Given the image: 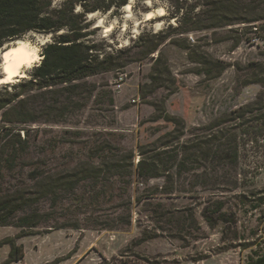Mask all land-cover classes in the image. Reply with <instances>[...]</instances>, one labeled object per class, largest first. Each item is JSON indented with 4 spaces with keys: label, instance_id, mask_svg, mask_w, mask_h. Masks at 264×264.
Wrapping results in <instances>:
<instances>
[{
    "label": "rangeland",
    "instance_id": "1",
    "mask_svg": "<svg viewBox=\"0 0 264 264\" xmlns=\"http://www.w3.org/2000/svg\"><path fill=\"white\" fill-rule=\"evenodd\" d=\"M62 1L52 3L59 5ZM130 3V12L121 6L113 12L96 11L91 17L87 14L91 23L87 38L97 45L101 54L117 55V50H122L130 52L132 57L124 66L88 77L98 88L91 95L87 92L75 95L73 99L84 105H74L63 117L57 115L61 113L60 107L52 112L48 108H32L34 104L30 106L35 109L38 121L25 125L28 129L26 152L21 153L12 170L8 149L0 155V194L15 185H30L28 176L33 168L56 174L73 170L82 161L97 163L94 154L98 146L112 147L120 156L123 150L132 148L136 163L139 144L150 146L168 132L171 135L163 138L179 139L177 142L201 137L205 135V126L212 122L219 126L211 134L236 131L237 167L231 177L227 173L230 168L219 167V183L214 189L210 186L214 182L210 179V167L193 169L186 175L187 192L157 195L139 203L135 201L136 189L145 184L139 186L133 180L130 193H126L121 181L114 185L108 183L107 188H114L96 209L89 194L93 188L88 181L82 182L76 195L57 206H52L51 201H41L40 211L50 213L40 229L51 230L17 237L19 227L0 225V264L10 251V244L4 241L7 237L22 244L24 250L23 257L11 264H247L264 252V199H260L264 194V0L231 3L239 9L236 15L259 17L252 23L257 30L249 22H240L216 28L215 32L213 29L188 34L171 32L170 38L194 44V55L227 62L221 74L207 77L196 73L194 70L199 65L189 59L188 51L168 39L159 50L171 74L163 75L154 83L150 73L157 51L142 57L144 44L154 39L153 33L170 32L181 25L182 10L192 9L197 13L202 5L197 0H131ZM158 7L164 13L146 19V12ZM99 17L104 24H112L109 32L96 25ZM52 36L53 33L29 31L22 37L38 47L42 59L43 47L52 41ZM220 38L223 40L219 41ZM237 38L241 41L235 46ZM5 45L6 42L0 47V62ZM33 66L27 69L26 76L15 78L13 83H2L0 89L14 90L15 82L31 77ZM119 77L122 85L117 88L115 83ZM167 116L176 119L169 121ZM56 118L59 120L47 121ZM205 163L211 165V161ZM228 178L235 182L223 188ZM162 182V177L153 178L148 185L161 186ZM78 193L85 201L78 199ZM208 200L225 202L222 212L227 213L223 216L226 221L217 220L213 225L207 222L201 210ZM147 202H159L161 206L153 207ZM128 206L130 224L114 229L90 226V219H114L119 213L125 214ZM151 208L172 217L171 223L161 221L159 216V222H153ZM76 220L80 228L59 227L63 221Z\"/></svg>",
    "mask_w": 264,
    "mask_h": 264
},
{
    "label": "trees",
    "instance_id": "2",
    "mask_svg": "<svg viewBox=\"0 0 264 264\" xmlns=\"http://www.w3.org/2000/svg\"><path fill=\"white\" fill-rule=\"evenodd\" d=\"M52 1L0 0V47L5 42L20 38L29 31L53 33L52 41L43 47L40 63L33 66L31 77L21 78L17 83L15 82L12 85L14 90L0 89V155L8 149V161L12 164L9 166L10 170L13 169V164L17 162L21 153L27 150L25 143L28 141V129L25 125L38 121L34 115L35 109H31L33 104L35 107L32 108H48L49 111L60 107L61 113L57 115L63 117L66 111L74 109V105L78 107L84 105L73 99L75 95H81L83 92L91 95L98 88L96 82L88 81V77L124 66L132 57L130 52L122 50H117V55L101 54L97 45L90 43L87 38V28L91 25L87 19L89 12H113L128 0H63L59 5H53ZM235 1L237 0H197L198 4L202 5L199 12L193 13L192 9L185 12L182 10L181 25L174 27L170 32L153 33L154 39L144 44V52L141 53L142 57H145L157 51L150 73L151 82L154 83L163 75L171 74L167 60L163 52L159 50V47L168 39L188 51L189 59L199 65L194 70L196 73H204L207 77L221 74L227 62L201 54L194 55L192 53L194 44L170 37L171 32L188 34L201 29H213L215 32L216 28L240 22H249V25L255 26L257 30L258 27L252 23L259 17L248 18L236 15L239 9L231 4ZM77 6L80 8L77 9ZM222 40L220 38L219 41ZM240 41L241 39L237 38L234 45H238ZM34 90L36 91L33 92ZM110 101L113 102L112 97ZM174 118V116H167L166 119L170 121ZM58 120L59 118L47 121ZM218 126V123L212 122L203 129L204 136L190 138L183 142H177L179 139L163 138L171 135V132H168L152 142L150 146L144 147L139 144V159L136 163L133 161L132 148L122 149L124 152L120 156L119 152L117 151L116 154L112 147L98 146L94 154L98 158L97 163L82 161L75 169L63 170L53 173L54 175L49 170L33 168L28 176L30 185L27 183L15 185V188H6V192L0 194V225L19 227L17 237L51 230L48 227L44 231L40 229L45 217L50 213L40 211L41 201H51L52 206H57L69 196L76 195L77 189L85 181H88L90 188H93V192L89 194L94 209L103 203L106 194L114 188V186L107 188L108 183L114 185L121 181L126 193H130L133 180L137 182V185L145 184V187L137 186L136 189L135 201L139 203L145 198H153L157 195L187 192L189 189L185 185L187 173L203 166L205 169L210 167V179L214 180L210 186L214 189L219 183L218 168H230V172L227 173H230L231 177L238 164L236 131L221 130L211 134V131ZM23 143L25 145L21 146ZM207 160L211 161L210 166L205 163ZM203 173L208 175L206 171ZM133 175L136 176L134 179ZM159 177L163 178L161 186L148 185L150 179ZM234 182L228 178L223 182L222 187L229 188ZM27 189H30V192H27ZM128 195L130 206L131 197L130 194ZM242 196L245 197V195ZM262 196H260L261 200L264 199ZM82 197L83 195L78 193V199ZM147 203L153 207L161 206L159 202ZM224 204L223 200H208L201 214L211 225L217 220L226 221L227 219L223 216L227 213L222 212ZM129 206L125 214L119 213L114 219H90V226L97 229H114L130 224ZM161 212L151 208L150 219L153 222H159V216L161 221L171 223L172 217H166ZM184 221L183 219L182 222ZM66 225L80 228L79 220L70 223L63 221L59 227ZM4 241L10 244V251L2 264H11L20 260L24 255L23 245L16 243L10 237ZM247 264H264V252Z\"/></svg>",
    "mask_w": 264,
    "mask_h": 264
},
{
    "label": "bare ground",
    "instance_id": "3",
    "mask_svg": "<svg viewBox=\"0 0 264 264\" xmlns=\"http://www.w3.org/2000/svg\"><path fill=\"white\" fill-rule=\"evenodd\" d=\"M131 0L123 5L126 12H130ZM95 12H89L91 17ZM164 9L162 7L155 8L146 12V19L155 17V15H162ZM96 25L104 27L105 32H109L112 29V24H104L102 17L96 21ZM2 60L0 62V68L4 74L0 78V84L13 81L17 77L27 75V69L31 68L36 61L41 60V56L38 53V47L33 45L30 40L25 37L12 39L6 42L5 47L2 50Z\"/></svg>",
    "mask_w": 264,
    "mask_h": 264
},
{
    "label": "built area",
    "instance_id": "4",
    "mask_svg": "<svg viewBox=\"0 0 264 264\" xmlns=\"http://www.w3.org/2000/svg\"><path fill=\"white\" fill-rule=\"evenodd\" d=\"M191 38H192V36H191ZM115 85H116L117 88H120L121 87V85H122V77H119L117 79Z\"/></svg>",
    "mask_w": 264,
    "mask_h": 264
},
{
    "label": "water",
    "instance_id": "5",
    "mask_svg": "<svg viewBox=\"0 0 264 264\" xmlns=\"http://www.w3.org/2000/svg\"><path fill=\"white\" fill-rule=\"evenodd\" d=\"M12 40V39H11ZM1 56H2V51H1ZM1 60H2V58H1ZM3 73H2V70H1V68H0V78H2L3 77Z\"/></svg>",
    "mask_w": 264,
    "mask_h": 264
},
{
    "label": "clouds",
    "instance_id": "6",
    "mask_svg": "<svg viewBox=\"0 0 264 264\" xmlns=\"http://www.w3.org/2000/svg\"><path fill=\"white\" fill-rule=\"evenodd\" d=\"M40 63V62H39ZM33 65H35V64H33ZM14 81H9V83H13Z\"/></svg>",
    "mask_w": 264,
    "mask_h": 264
}]
</instances>
